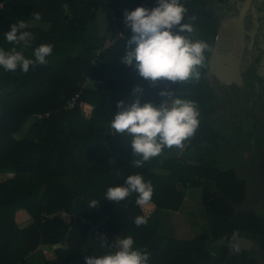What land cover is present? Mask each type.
Instances as JSON below:
<instances>
[{"label":"trees","instance_id":"obj_1","mask_svg":"<svg viewBox=\"0 0 264 264\" xmlns=\"http://www.w3.org/2000/svg\"><path fill=\"white\" fill-rule=\"evenodd\" d=\"M180 2L187 9L185 22L196 28L192 17L197 16L203 24L198 39L211 42L216 34L211 16L197 10L198 0ZM138 6L151 8V1L4 0L0 7V48L20 50L21 46L6 41L4 33L20 19H33L34 13L49 27L26 29L35 39L31 47L23 49L24 55L32 58L38 45H53L47 64L37 65L27 74L19 68L4 70L8 76L3 79L12 87L0 89L10 92L9 118L0 125V171L13 176L0 182V264H29L25 257L35 250L44 255L43 264H70L73 260L86 264V256L112 250L101 248L98 238H106L111 245L118 236L126 235L133 237L134 247L150 254L149 264H258L247 250L234 245L229 255L232 247L221 242L252 236L264 250V221L248 207L247 186L253 176L245 175L247 164L241 166L240 159L232 160L229 149L220 147V131L212 125L216 121L211 118L214 106L203 78L208 53L204 52L205 61L198 68V80L153 83L121 60L132 34L129 26L122 37L99 50L123 28L120 18L125 10ZM184 35L193 39L192 33ZM210 69L216 70L214 66ZM86 74L98 81L96 85H83ZM137 86L143 90L142 103L158 106L164 99L160 93L165 91L195 102L199 111V126L179 154L177 148H165L139 168L132 164L141 158L133 153L132 137L113 134L109 127L119 111L117 102L133 101ZM76 94V103L68 107ZM35 113L40 115L25 135L15 138L13 133ZM238 121L228 125L229 145L237 158L253 145L261 151L263 137H254L253 129ZM154 167L166 169L168 174H157ZM137 173L153 186L148 205L138 206L135 193L118 203L104 197L109 187L124 185L127 176ZM178 184L202 189L205 227L187 240L163 236L154 215L158 209L176 211L183 204ZM92 200L98 203L89 207ZM19 208H25L34 220L25 228L14 221ZM107 211L110 220L98 225ZM63 213L69 214V221L63 219ZM137 216H146L147 224L137 227Z\"/></svg>","mask_w":264,"mask_h":264},{"label":"clouds","instance_id":"obj_2","mask_svg":"<svg viewBox=\"0 0 264 264\" xmlns=\"http://www.w3.org/2000/svg\"><path fill=\"white\" fill-rule=\"evenodd\" d=\"M187 9L180 0H158L154 8L138 6L135 10L124 12L126 26L131 28L127 38L122 62L133 66L141 77L155 83L158 80L185 82L198 80L201 67L205 61V42L193 40L184 33H193V25L185 22ZM35 21H40L39 13L33 14ZM195 20V16L192 17ZM25 20L13 23L10 30L4 33L7 42L21 46L20 50L0 48V66L5 71L19 70L27 74L37 65L47 64L53 51L52 44H40L33 50V57L24 55L23 49L31 47L35 39ZM142 88L133 89V101L125 105L117 102L118 112L110 121L111 133L125 134L132 137L131 147L134 155L141 158L132 161L139 168L162 151L172 148L183 149L184 141L193 136L199 126V111L195 102L174 96L172 92L161 91L164 99L157 106L151 102H141ZM136 194V204L143 208L151 202L153 186L146 182L139 173L125 178L124 185L109 187L104 197L115 203ZM98 200L89 202L94 207ZM146 216H137L134 223L137 227L147 224ZM101 248L112 249L102 255L86 256V264H149L150 254L134 247L132 236L117 237L109 245L106 238H98Z\"/></svg>","mask_w":264,"mask_h":264},{"label":"rangeland","instance_id":"obj_3","mask_svg":"<svg viewBox=\"0 0 264 264\" xmlns=\"http://www.w3.org/2000/svg\"><path fill=\"white\" fill-rule=\"evenodd\" d=\"M231 1V0H230ZM252 1V0H251ZM218 6V8H221V3L218 1L211 2L208 7L211 5ZM229 7L232 6V3L228 4ZM260 14L264 13V8L261 10ZM227 15V13H224V15ZM220 17V16H218ZM233 17L230 16L228 19L221 20L220 22L222 24L233 27L236 23L242 22L241 19L239 21L233 22ZM212 21L216 26H218L217 23V16L213 15L211 17ZM220 20V19H219ZM209 21V19H208ZM252 24H255L253 20L248 21L247 28L251 29ZM202 22H200V26H196L193 31V40H199L197 36V31L202 28ZM216 29V27H215ZM217 32V29H216ZM213 43L210 44V49H205V51L208 53V62L204 65L206 69V73H204L203 78L204 81L207 82L209 86V90L211 91V104L214 106L213 114L211 115V118L216 119L212 123V125L219 129L220 131V139L219 144L220 147L224 150H230L233 154L231 155L232 160L240 159V165L247 164L246 174L247 177H250V174L253 176L252 179L250 177V184L260 185L261 182H264V143L261 144V152L258 149H254L255 153L251 154V150L246 149L244 150L240 156V158H237L235 154V150L233 146L231 147L229 145V135H228V125L230 121L233 120H240V122H244V126L247 125L249 127V124L247 122V119L249 116L251 117L253 115V109L254 107H261L263 108L261 111L264 112V105L256 104L255 101L252 99L250 100V97L247 96L251 94V92H233L234 84L237 82L238 79H231L230 73H232L234 76H239V70L235 73L234 67H229L228 63L223 61H216L211 60V49ZM211 50V51H210ZM228 61V60H225ZM263 66L260 68L261 74L264 75V60H262ZM254 65V64H253ZM211 66H214L216 70L210 69ZM218 68V69H217ZM233 71H232V70ZM240 79H242L240 77ZM98 81L94 80V78H90L89 82H87L85 85H96ZM84 83V82H83ZM264 86V83L262 84ZM264 88V87H263ZM257 96L260 95V92L255 93ZM255 95V96H256ZM258 101L261 102V99ZM249 104V105H248ZM249 106V107H248ZM247 110L250 111V113H247ZM261 116L264 117V113L261 114ZM231 119V120H229ZM264 134V132H263ZM185 143V141H184ZM187 143V142H186ZM185 143V144H186ZM180 149H177L179 151ZM228 150V151H229ZM225 151H222V154H224ZM255 161V162H253ZM249 164V165H248ZM249 166V167H248ZM262 168L261 173L259 172V168ZM246 169V167L244 166ZM153 172H156L157 174H168V170L161 168V170L152 169ZM255 174V175H254ZM259 174V175H256ZM177 188L182 190V187L178 184ZM183 188L188 192L186 200L183 201V205L185 208L188 209L187 212L181 211V215H178L176 213H169L168 216L161 217V222L164 224L165 228L162 231V233H165L166 235H173L177 238H183L187 237L189 235H195L196 232H202L204 230V223L205 218H202V221L200 220V217L197 216V212L203 210L202 205V196H201V187L196 186H188ZM183 191V190H182ZM185 192V191H184ZM179 213V212H178ZM249 253V252H248ZM264 255V254H261ZM262 261V260H261Z\"/></svg>","mask_w":264,"mask_h":264},{"label":"flooded vegetation","instance_id":"obj_4","mask_svg":"<svg viewBox=\"0 0 264 264\" xmlns=\"http://www.w3.org/2000/svg\"><path fill=\"white\" fill-rule=\"evenodd\" d=\"M218 2L221 3V8L216 6L219 32L231 34V47L230 51H226L228 61L224 60L223 52L221 54L217 53L214 51V48L211 49V60L216 59V61L228 63L229 67H234L235 73L239 70V76H234L230 73L232 80L235 78L239 80L238 83L234 84L233 92H247L246 90L249 88L248 92H251V94L247 96L250 97V100L252 99L259 106L264 105V86H262L264 75L260 72V68L263 66L262 60H264V13L260 14L264 8V0H218ZM230 3H232V6L229 7L228 4ZM224 13L229 14L227 16ZM230 16L233 17V22L236 23L240 19L242 22L236 23L233 27L224 26L220 21H224V19H228ZM250 20H253L255 24H252V28L248 29L247 23ZM257 92H260V95L257 96L255 94ZM258 97L259 100L261 99V102L258 101ZM262 109L261 107H254L253 115L249 116L247 122L249 128L253 129L254 137L257 135L262 136V143H264V117L261 116L264 112L261 111ZM247 113H250V111L247 110ZM237 124H242V122L238 121ZM254 149L253 145L251 150ZM261 171L262 168L260 167L259 172L261 173ZM247 193H249V189ZM248 200V207L264 221V182L252 187V194ZM246 237L253 240V245L247 250L249 256L255 258L258 264H264V255H261L264 254V250L259 240L252 236Z\"/></svg>","mask_w":264,"mask_h":264},{"label":"crops","instance_id":"obj_5","mask_svg":"<svg viewBox=\"0 0 264 264\" xmlns=\"http://www.w3.org/2000/svg\"><path fill=\"white\" fill-rule=\"evenodd\" d=\"M214 1H218V0H198V9L200 12L201 11H204L203 12V15L204 13L207 14V15H210L211 17H213V15H216V6L215 4L214 5H211L210 7H208V5ZM215 8V9H214ZM217 16V15H216ZM195 20H196V26H200V19H198L197 16H195ZM21 20H25L26 23H28L30 25V27L32 26H35V27H39V28H42L43 30H47L48 27H49V23L46 22V21H35L34 19H20L18 21H21ZM200 20V21H199ZM17 21V22H18ZM198 23V24H197ZM218 23V26L215 25L216 29H217V32L215 34V37L213 38V40H211V42H206V41H202V42H205L207 47L206 49H210L211 47H208L210 46L211 43H213L212 47L215 45V40H216V36H217V33H219V22L217 21ZM194 36V34L192 33V37ZM211 51V50H210ZM208 62V61H207ZM3 76H8V73L6 74V72L4 71V69L2 67H0V82H2L3 85H0V89L1 87L3 88H6V90H8L10 87H12V85L10 84L9 81H4L3 79ZM247 84H250V83H247ZM247 92L249 91V88H247L246 90ZM10 92H0V125L2 123H6V121L8 120L9 118V111H10V106L9 104L7 103L9 100H10ZM250 93V92H249ZM7 98V100H5ZM132 101L131 100H128V99H125L124 100V103L125 105L131 103ZM171 102V101H170ZM170 102H167L168 104H170ZM40 114L39 113H35V114H31L29 115L27 121L24 123L23 127L21 129H19L16 133H13V136L15 138H21L25 135L27 129L30 127V125L33 123V121L39 116ZM187 141H185L186 143ZM184 143V145H185ZM181 152V149L179 151H177V154H179ZM155 169H158V170H161V168L159 167H154ZM10 176H13V173L12 172H2L0 171V182L5 180V179H8L10 178ZM255 184H248L247 186V191L249 189V193H247V195L249 197H251V194H252V187H254ZM182 187V186H181ZM181 190V188H180ZM183 190V191H182ZM182 192L184 194V200H186V196L188 194V192L182 187ZM185 191V192H184ZM248 197V198H249ZM181 211H184V212H187L188 209L185 208V206L182 204L178 210L176 211H172V210H167V209H158L156 211H154V215L157 216L158 218V222H159V226H160V232L163 236H167V237H172V238H175V239H178V240H187V239H191L193 238L195 235H189L187 237H183V238H177L173 235H166L165 233H162V231L164 230L165 226L164 224H162L161 222V217L163 216H168L169 213H176L178 215H181ZM179 212V213H178ZM197 216L200 217V220L199 221H202V218L204 217L205 218V212H204V209L202 211H199L197 212ZM62 217L65 221H69L70 220V216L69 214L67 213H63L62 214ZM14 221L15 223L17 224V226L19 228H25L27 226H29L31 223H33V218L32 216L28 213V211L25 209V208H19V209H16L15 213H14ZM162 230V231H161ZM196 234V233H195ZM26 260L28 261L29 264H43L44 262V255L42 254L41 251L39 250H35V251H30L29 254L25 257ZM77 263V260H73L70 262V264H76Z\"/></svg>","mask_w":264,"mask_h":264},{"label":"water","instance_id":"obj_6","mask_svg":"<svg viewBox=\"0 0 264 264\" xmlns=\"http://www.w3.org/2000/svg\"><path fill=\"white\" fill-rule=\"evenodd\" d=\"M230 47H231V34L226 32H219L216 36L215 45L213 46L214 51L220 54L223 52L222 55L225 58L224 60H227L228 54L226 51H230ZM110 218H111L110 212L107 211L105 216L101 219L98 225H102L108 222ZM221 242L232 247L231 251L229 252V255L234 251V248L249 250V248L253 245V240L246 236H237L235 237L234 242L225 241V240H221ZM233 245L235 246L234 248Z\"/></svg>","mask_w":264,"mask_h":264},{"label":"built area","instance_id":"obj_7","mask_svg":"<svg viewBox=\"0 0 264 264\" xmlns=\"http://www.w3.org/2000/svg\"><path fill=\"white\" fill-rule=\"evenodd\" d=\"M151 1V8H154V7H156L157 6V4H158V0H150ZM3 3H4V0H0V7L3 5ZM151 8H149V9H151ZM189 16V15H188ZM120 21H121V23H122V29H118L117 30V34H116V36H114V37H112L106 44H104V46L101 48V49H99V50H102L103 48H105V47H107V46H109L111 43H113L114 42V40L117 38V37H122L123 35H124V33H125V31L127 30V28H128V26H126V23H125V20H124V18H120ZM98 50V51H99ZM94 63V62H93ZM92 77V75L91 74H86V76H85V81H84V83H83V85H85L88 81H89V79ZM82 85V86H83ZM78 97V94H76V96L74 97V98H72V100L69 102V104H68V107H73L74 106V104L76 103V98Z\"/></svg>","mask_w":264,"mask_h":264}]
</instances>
